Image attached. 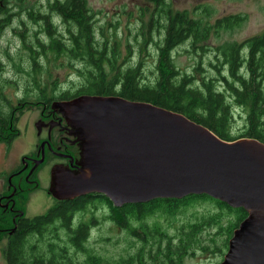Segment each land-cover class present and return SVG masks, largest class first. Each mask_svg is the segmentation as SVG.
<instances>
[{
  "label": "trees",
  "instance_id": "obj_1",
  "mask_svg": "<svg viewBox=\"0 0 264 264\" xmlns=\"http://www.w3.org/2000/svg\"><path fill=\"white\" fill-rule=\"evenodd\" d=\"M29 3L27 0H0V34L13 21L17 22L13 30L19 37L20 47L15 59L8 53L6 56L13 61L19 76L24 78L25 90L18 99L22 104L25 101H45L47 104L84 94L119 95L183 113L227 141L251 137L264 142V31L241 43L228 42L218 46L217 63L211 65L218 76L195 82L190 73L177 70L174 53L176 48L187 44L191 49L196 46L203 50L202 43L208 38L211 26L199 18H189L186 11L172 13L163 4H158L149 22L136 31L137 36L143 38V41H137L139 37L135 33L138 45H146L153 40L150 35L157 33L153 40L157 45V57L149 76L144 73L141 61L121 60L119 34L108 33L103 24L96 25L94 11L87 0H47L43 10L38 4ZM245 19L241 15L218 18L214 27L216 30L219 26L234 28ZM27 22L34 24L32 29ZM129 47L126 43L128 54L131 52ZM48 61L55 62V65L61 63L62 67L72 70L74 76L68 79L67 88L55 81L48 87L43 77ZM194 70H201L200 65ZM5 75L0 58V135L8 131L11 113L15 110L2 94V85L13 82ZM25 79L27 83H24ZM234 109L242 124L238 131L230 126L231 119L236 118ZM124 204L129 205H113L101 193H87L72 200L55 202L44 213L20 221L3 249L5 262L187 264L184 258L188 253L192 256L195 250H206L204 242L208 239L214 245L215 239L210 236L204 242L201 239L210 233V228L224 232L226 237L221 248L227 249L233 230L247 214L242 207H231L207 194ZM202 204L211 205L214 210L197 211L193 208ZM188 206L196 219L185 220L187 223L180 221L182 225L173 232L163 228L154 217L177 215ZM100 208L106 211L101 220L107 221L111 228L123 231L128 236V245L131 244L118 257L101 255L85 245L89 226L97 221L93 216L94 209ZM79 212L89 213L90 217L80 219ZM74 213L78 219L76 223L72 221ZM150 217H154V221L148 223L146 220ZM222 221L226 222L225 227Z\"/></svg>",
  "mask_w": 264,
  "mask_h": 264
},
{
  "label": "water",
  "instance_id": "obj_2",
  "mask_svg": "<svg viewBox=\"0 0 264 264\" xmlns=\"http://www.w3.org/2000/svg\"><path fill=\"white\" fill-rule=\"evenodd\" d=\"M53 106L79 137V169H51L54 198L95 192L121 206L207 194L247 213L220 264H264V142L227 141L183 113L119 95Z\"/></svg>",
  "mask_w": 264,
  "mask_h": 264
},
{
  "label": "rangeland",
  "instance_id": "obj_3",
  "mask_svg": "<svg viewBox=\"0 0 264 264\" xmlns=\"http://www.w3.org/2000/svg\"><path fill=\"white\" fill-rule=\"evenodd\" d=\"M27 1L30 2L29 4H38L39 8L43 10V4H45L47 0ZM87 3L94 11L97 26L103 24L106 26L104 29L108 33L117 32V34H119L118 39L120 40L119 43L122 52V58L120 56L121 60L128 59L129 62L141 61L144 73L150 76V70L153 68L154 61L157 57V45H154L153 41L157 38V33L153 32L150 35L151 38L153 37V40L150 38V42L148 41L146 45L142 43L139 45L137 44V41H141L140 39L143 41V38L137 36L136 33L139 27L142 25L145 26L149 22L151 17V8H149L145 0H87ZM171 8L172 11L190 8V16L201 19L202 23L208 22L211 26V32H209L208 38L202 43L204 47L203 50L196 46L191 49V46H189L190 44H187L184 47L181 45L176 48L174 53L173 60L177 70L190 73V75L194 77L195 82H200L202 78L206 79L218 76L214 66H211L217 63L215 56L218 46L228 42L241 43L246 38L261 34L264 31V0H190V2L177 0V3L172 5ZM232 15H241L246 17V19L241 24L234 26V28L231 26H219L218 30L215 29L214 24L218 18ZM15 25H17V22L13 21L12 24L6 26L0 34V58L2 60V69L6 72L5 78L8 79V81H13L2 85V94L7 102L15 108V114L17 113L19 115L18 121H14V131L10 132L8 130L5 134L0 135V191L5 189L6 179L10 170L22 164L21 157L34 153L35 143L38 142V138L33 133L32 121L38 116L37 108H40L41 104L45 103V101H40L38 103L25 101V103L22 104L18 101L25 90L24 84L22 83L24 78L19 76L14 69L13 61L6 56V53H8L15 59L16 53L20 47L19 37L15 35L13 30ZM27 26L29 29H32L34 24L27 22ZM135 33L136 37H139L137 41L134 39ZM126 43L131 46L129 47L131 49L130 54L126 52ZM186 47H188V50H186ZM49 62L51 61L47 62L48 68L46 69V74H43L44 79H46L48 83V87L50 88L53 81H55L57 84L67 88L70 84L68 79L74 76L72 70L62 67L61 63L55 65V62ZM198 64L201 70L196 71L194 68ZM24 83H27V79L24 80ZM217 86L222 88L220 84H217ZM234 112H236L235 109ZM237 115L236 112V118H232L230 124L234 131H238L242 125ZM30 123H32V126ZM9 135H12L10 144L6 145L2 143L3 140L7 138L6 136ZM49 166L50 163H47L44 167L48 169ZM12 180L17 181L18 177L14 176ZM45 190V178L42 177L39 180V185L30 193L31 198L29 202L27 200L26 215L28 217L44 213L46 209L52 205V201H50ZM193 208H197V211L205 209L214 210L213 206L203 204L200 206L196 205ZM190 209V206H188L177 215H167V218L163 214V216L157 215L154 217H157V222H161L163 228L173 232L178 225H182L180 221H190V219L194 221L196 219L193 218V213L191 214ZM102 210V208L98 210L94 209L93 216L97 221L90 224L85 245L101 255L118 257L127 250V246L129 249L131 244L128 245V236L123 231L115 230L109 226L107 221L101 220V217L106 213L105 210ZM77 216H80V219H85L90 217V214L79 212ZM154 217H150L146 221L150 223L154 221ZM221 224L224 227L226 226V222L224 221H222ZM6 225H10L9 217L5 221V226ZM208 231L210 233L201 236V239L204 242L210 236L215 239L214 245L208 239L204 242L205 245H207V249L195 250L192 256L187 254L189 256L184 258L185 263L220 264L227 250L224 247L221 248L226 236L224 232H219L217 229L210 228ZM102 238H106L107 240L104 241ZM131 242L133 243V241ZM218 247H220L221 250H218ZM0 264H6L3 253H1V245Z\"/></svg>",
  "mask_w": 264,
  "mask_h": 264
},
{
  "label": "flooded vegetation",
  "instance_id": "obj_4",
  "mask_svg": "<svg viewBox=\"0 0 264 264\" xmlns=\"http://www.w3.org/2000/svg\"><path fill=\"white\" fill-rule=\"evenodd\" d=\"M184 1L190 2V0ZM145 2L151 8V14L154 8L158 7V4H163L172 13L186 11L190 18V8L172 11L171 6L176 4L177 0H145ZM37 110L38 116L32 121L33 133L38 138V142L35 143V151L31 155H23L21 157L22 164H19L20 167L16 166L10 170L6 179L5 189L0 191L1 253H3L10 236L18 229L20 221L28 217L26 215L27 200L29 202L30 193L39 185L40 178H45V191L52 204L58 201L72 200L54 198L49 192V187L52 180L51 169L54 166L74 172L79 169V137L76 130L67 125L60 109L52 107V102L48 104L42 103ZM15 111L13 109L11 113V124L8 126L10 132L14 131L12 121H18L19 117L17 113L15 114ZM30 124L32 126V123ZM6 137L2 143L8 145L12 137L10 135ZM40 159L42 160L38 162ZM47 163H50L48 169L44 167ZM14 176L18 177L17 181L12 180ZM8 217L11 225L5 226V221ZM77 220L74 213L72 221L76 223Z\"/></svg>",
  "mask_w": 264,
  "mask_h": 264
},
{
  "label": "bare ground",
  "instance_id": "obj_5",
  "mask_svg": "<svg viewBox=\"0 0 264 264\" xmlns=\"http://www.w3.org/2000/svg\"><path fill=\"white\" fill-rule=\"evenodd\" d=\"M84 95H86V94H84ZM78 96H80V95H78ZM77 97V96H76ZM72 99V98H71ZM68 100H70V99H68ZM58 101H65V100H58ZM55 101H53L52 102V107H54L53 106V103H54ZM55 109H56V107H54ZM185 115V114H184ZM213 132V131H212ZM219 137V136H218ZM92 193H95V192H92ZM87 194V193H86ZM102 194V193H101ZM82 195H85V194H82ZM106 196V195H105ZM123 205V204H122Z\"/></svg>",
  "mask_w": 264,
  "mask_h": 264
}]
</instances>
